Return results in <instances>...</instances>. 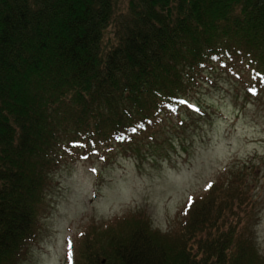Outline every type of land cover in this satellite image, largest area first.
<instances>
[{"label": "trees", "instance_id": "16d2710c", "mask_svg": "<svg viewBox=\"0 0 264 264\" xmlns=\"http://www.w3.org/2000/svg\"><path fill=\"white\" fill-rule=\"evenodd\" d=\"M248 53L252 77L261 75L247 79L264 91V0H0V264H18L35 242L51 175L87 154L85 141L100 147L103 139L115 152L156 140L170 122L166 110L162 124L127 132L132 139L119 148L109 134L160 107L183 118L190 110L181 101L218 68L211 57L232 67ZM240 172L219 173L172 233L124 216L112 228L129 224L130 232L113 237L105 226L106 242L87 254L89 225L76 237L75 264H264L251 227L238 228L251 199Z\"/></svg>", "mask_w": 264, "mask_h": 264}, {"label": "rangeland", "instance_id": "374dc122", "mask_svg": "<svg viewBox=\"0 0 264 264\" xmlns=\"http://www.w3.org/2000/svg\"><path fill=\"white\" fill-rule=\"evenodd\" d=\"M217 71H208L193 85L192 97L186 98L200 106L206 117L197 119L195 113L185 117L183 111L185 125L175 119L164 122V134L152 142L118 149L107 162L71 157L72 162L55 171L53 187L45 192L46 210L38 217L36 240L18 264H65L59 256L63 234L93 225L96 231L89 241L94 249L86 243L89 254L106 242L107 236L101 235L105 226L113 237L130 232L129 224L112 228L124 216L142 220L153 232L172 233L182 224L186 196L201 195L203 184L225 169H237L244 177L245 193L251 199L239 209L243 219L238 228L251 227L256 251L264 257V91L257 88L262 98L245 95L237 82L222 72L217 76ZM205 77L214 83L208 84ZM248 82L246 76L244 84ZM209 99L212 105L205 103ZM234 147L245 155L229 157ZM232 205L238 207V202ZM226 216L229 221L230 213ZM89 258L95 259L92 254Z\"/></svg>", "mask_w": 264, "mask_h": 264}, {"label": "snow or ice", "instance_id": "6c2138e0", "mask_svg": "<svg viewBox=\"0 0 264 264\" xmlns=\"http://www.w3.org/2000/svg\"><path fill=\"white\" fill-rule=\"evenodd\" d=\"M237 52H239V49H237ZM223 55L227 56V62L231 63L232 62V56L227 52V50H224ZM252 54L248 53V58L247 61H238L234 66L229 67L228 64L221 60L220 57L218 56H212L211 59L214 61H217V67L218 71L216 73L217 76L222 72L225 74V77H230L234 82H237L241 88L246 94H251L253 96L257 95V88L253 87L251 82H249L247 85L244 84V79H245V73H247V77L250 78V80L254 79L257 82H259V77L260 73H256L255 77H252V72L255 71L254 69H251L250 66L252 64V59H251ZM199 67L201 69H206L207 65L205 64H200ZM209 71H211L209 69ZM205 80L208 84H213L214 81L212 80H207V77H205ZM157 95H160L157 93ZM163 104V101L161 102ZM181 103L185 105L190 112L185 113V117H189L192 113H195L197 116V119L201 117H206L205 111L198 106L197 104L191 103L189 100H182ZM208 105H212L213 101L212 100H207L205 101ZM169 112L171 115L168 117L169 120L175 119L176 122L184 126L185 125V119L180 117L179 111L175 108H172L170 106L165 107H160L156 108L153 113V118L152 119H144L139 122H136L134 126L129 127L127 130L125 129H119V130H113L112 133L109 134V140L115 142V148L121 147V145L124 142H130L132 137L127 135V132L131 133H136L139 130L145 129L146 125H150L153 123L156 124H162L163 119L160 118V114L163 111ZM130 115V113H129ZM149 140L153 139V137L149 136ZM74 146H79V147H84V144H88L89 147L85 149V152L87 154H81L79 156V159L81 161H86L90 158V156H96L98 157L99 160L101 161H107L108 157L113 155L114 153V148L109 147L107 144L104 143L103 139L100 141V147H97L95 141H85L84 144H80L78 141H72L71 142ZM101 148L104 150L103 152L101 151ZM232 153H235L236 155L243 157L245 155V151L243 149L238 150V148L234 147L232 148L231 153H227L229 157H231ZM71 154V153H70ZM90 171L92 173H97L96 168H91ZM214 186V181L212 179H208L204 184H203V189L204 191H209L212 187ZM94 197L97 195L96 193L92 194ZM196 202V196L195 195H187L186 196V201L184 205L182 206V211L181 214L183 216H187L189 214L190 209L195 205ZM85 232L83 231H75L74 233L70 234H63V239L62 243L59 248V256L66 262V264H75V245L73 241V236H78V237H85Z\"/></svg>", "mask_w": 264, "mask_h": 264}]
</instances>
